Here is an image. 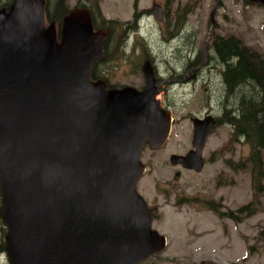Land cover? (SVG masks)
<instances>
[{"label":"water","instance_id":"obj_1","mask_svg":"<svg viewBox=\"0 0 264 264\" xmlns=\"http://www.w3.org/2000/svg\"><path fill=\"white\" fill-rule=\"evenodd\" d=\"M264 4V0H251ZM45 0L0 7V189L8 264H141L163 251L156 208L136 189L140 153L165 144L171 112L145 84L108 86L91 77L108 30L87 7L71 8L59 29L45 26ZM162 20L163 10L152 7ZM215 5L210 12L214 22ZM59 33V36L57 35ZM192 147L169 161L200 171L213 115L192 116ZM178 175V172L176 173Z\"/></svg>","mask_w":264,"mask_h":264},{"label":"rangeland","instance_id":"obj_2","mask_svg":"<svg viewBox=\"0 0 264 264\" xmlns=\"http://www.w3.org/2000/svg\"><path fill=\"white\" fill-rule=\"evenodd\" d=\"M5 1L10 0L0 3ZM56 1L46 0L51 14ZM64 2L69 8L83 4L98 6L97 13L101 16L96 18L97 26L101 17L113 22H110L113 34L106 48L107 59L95 67L109 84L142 87L145 83L142 64L151 54L162 81L156 98L172 115L165 144L152 148L146 143L140 153L146 170L137 179L136 189L149 207L156 208L152 228L167 240L163 251L141 264H264V149L262 187L257 192L255 210L249 216L242 214L238 220L218 214L236 212L254 196L252 167L248 162L251 146L245 139L236 138L231 124L221 122L207 136L200 171L169 161L170 154H183L192 147L190 116L207 108L205 85L214 111L222 107L220 101L225 109H232L236 102L233 94L222 95L224 85L218 83L220 62L214 61L209 68L207 64L201 65L192 77L191 71H181L188 57L204 42L212 44L215 36L230 34L264 54V5L243 0H137L138 6H134V0ZM153 4L165 7L164 21L150 10ZM213 5L217 8L211 23ZM178 27L182 33L180 38H175ZM170 37H174V42L169 41ZM201 57L199 54V60ZM228 160L246 164L235 168ZM176 171L179 175H175ZM211 201L218 212L207 206ZM4 231L0 219V243ZM0 264H8L4 252H0Z\"/></svg>","mask_w":264,"mask_h":264},{"label":"trees","instance_id":"obj_3","mask_svg":"<svg viewBox=\"0 0 264 264\" xmlns=\"http://www.w3.org/2000/svg\"><path fill=\"white\" fill-rule=\"evenodd\" d=\"M12 0L0 3V7L9 6ZM91 13L93 26H95L94 15L98 12V6H86ZM66 6L64 0H57L53 9V14L45 10V19L48 22H54L60 25L62 18L70 10ZM113 23L108 21L101 25ZM99 26V25H98ZM60 27V26H59ZM111 37V36H110ZM213 45L216 46L218 61L224 66V83L233 88V99L236 102L232 109L234 116L228 117L226 122L232 125L237 138H243L251 146V156H248V162L251 163L252 183L254 188L253 200L250 203L239 208L236 212H218L214 202L208 203L210 209L218 212L221 216H226L238 220L244 214L245 216L251 215L255 208L254 204L257 203V192L260 191L262 184V149H264V54L258 52L250 45H247L240 37L230 34L227 36H215ZM107 59V54L104 51V57L95 60L91 70V77L93 79L102 78L99 72H96V65L104 62ZM108 86H114L107 82ZM238 92V96L237 93ZM242 94L241 96H239ZM229 114V115H230ZM232 167H244L246 162H239L234 164L231 160L228 162ZM1 213V212H0ZM5 229V228H4ZM5 233V231H4ZM4 251V241L0 243V252Z\"/></svg>","mask_w":264,"mask_h":264},{"label":"flooded vegetation","instance_id":"obj_4","mask_svg":"<svg viewBox=\"0 0 264 264\" xmlns=\"http://www.w3.org/2000/svg\"><path fill=\"white\" fill-rule=\"evenodd\" d=\"M80 1H83V0H80ZM243 1H248V3L254 2V3H257V4H261L259 2H255V1H251V0H243ZM83 5H85V4H83ZM215 5H216V3H215ZM45 6H46V0H45ZM86 6H87V4H86ZM98 6H99V2H98ZM134 6H138L137 0H134ZM216 8H217V6H215V10H216ZM162 9H163L164 17H163V19L161 21H164V19H165V7L163 5H162ZM150 10L152 11L151 8H150ZM144 11L145 12H148L147 9H144ZM215 14H216V12H215ZM178 15H180V14H178ZM97 16H101V15H98V13H95V15H94V19H95V26H94V28L95 29H97V28H104V29H106V30L109 31L107 33V35H106L105 42H104V45H103V57H104V51L106 52V48H107L108 41L111 38L110 36H112V34H113V26H111L109 24L101 25L103 23H107L108 22L107 19H102L103 17H101L100 18L101 19V23L99 24V27H98L97 26V23H96L97 22V19H96ZM92 22H93V20H92ZM114 29L116 30L118 28L117 27H114ZM181 33H182V28H179L178 27L176 34L174 33L175 34V38L176 37L177 38H180ZM57 35L59 36V33H57ZM166 40H168V39H166ZM173 40H174V37H170L169 41L170 42H174ZM199 54L202 56L201 57V60H199ZM148 56L149 57H147L145 60H149L151 66H152V69L154 71L155 77H156V82L159 83V87H160V86H162V81H161V79L159 77V74L157 72L158 71L157 70V65L154 63V60H153V57L151 56V54H148ZM214 61L215 62L216 61L219 62L218 61V55H217V52H216V46L213 45V41H212V44H208V42L206 41V42L203 43L202 47L197 52L194 53V55H191L190 57H188V61L184 64V66L182 67V70L181 71H183V72H189V71H191V75H189V76L194 77L200 71L201 68L199 69V67L201 65L207 64V67L208 68L209 67H213ZM215 69H216V67H215ZM224 71H225V69H224V66L222 65V70L219 71V73L221 75V78H220V80H218L219 81L218 83L224 85V91L222 92V95H224V97H226V93H228L230 96L233 94V88H231V86H227L224 83V81H225L224 80V77H223ZM208 89H209L208 86L205 85L204 86V104L206 105L207 108L204 111L198 113V115L194 114L192 116L204 117V116H206L208 114H211L215 118L216 125H218L219 123L224 122V121L226 122V120L228 119V117L234 116L233 115L234 112L231 111L232 114H230V110L224 108L225 106H223V102L222 101H220V105L222 106V107H220V110L217 109V111H214V108H212V105L209 103V92H208ZM241 95L242 94H240L239 96H241ZM192 116H190V119H191ZM236 138H237V136H236ZM237 139H239V138H237ZM177 172H178V175H179V171H176L175 172V175H176ZM0 201H1V197H0ZM0 219H1V213H0ZM3 241H4V235H3Z\"/></svg>","mask_w":264,"mask_h":264}]
</instances>
